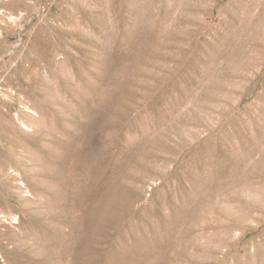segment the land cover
<instances>
[{"label":"rangeland","instance_id":"374dc122","mask_svg":"<svg viewBox=\"0 0 264 264\" xmlns=\"http://www.w3.org/2000/svg\"><path fill=\"white\" fill-rule=\"evenodd\" d=\"M0 264H264V0H0Z\"/></svg>","mask_w":264,"mask_h":264}]
</instances>
